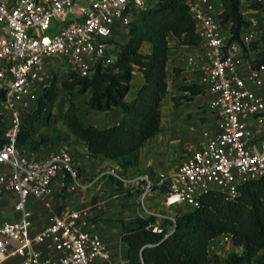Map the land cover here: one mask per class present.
<instances>
[{
	"label": "built area",
	"instance_id": "2783aa9c",
	"mask_svg": "<svg viewBox=\"0 0 264 264\" xmlns=\"http://www.w3.org/2000/svg\"><path fill=\"white\" fill-rule=\"evenodd\" d=\"M76 1L0 0V113L5 123L0 167L9 168L0 173V194L15 195L13 209L18 214L17 221L0 223V264H127L112 259L99 234L84 228L86 211L63 209L49 217L38 235L29 234V199L51 195L58 177L64 190L74 191L78 171L66 144L44 155L18 150L24 115L51 83L53 62L63 63L81 78H91L98 67L115 62L116 32L126 31L133 13L145 11L157 0H92L68 19ZM185 3L200 39V54L186 64L210 97L217 129L205 133L202 145L185 156L170 176L155 183L145 179L140 201L143 205L153 188H161L165 206L185 204L194 210L207 192L234 199L241 186L264 177V64L241 75L242 49L222 34L218 0ZM52 22L61 27L48 38L45 33ZM249 26L258 28L255 21ZM255 38L254 33L248 41ZM152 231L160 232L157 227ZM230 244L231 237L222 235L210 243L209 251L217 254ZM38 245H46L55 255L39 252L34 248Z\"/></svg>",
	"mask_w": 264,
	"mask_h": 264
},
{
	"label": "trees",
	"instance_id": "16d2710c",
	"mask_svg": "<svg viewBox=\"0 0 264 264\" xmlns=\"http://www.w3.org/2000/svg\"><path fill=\"white\" fill-rule=\"evenodd\" d=\"M185 2L157 0L145 11L133 13L126 30L127 43L118 46L113 64L98 67L91 78L69 75L72 83L67 89H77L79 95L89 93L87 105L90 109L106 112L117 108L122 113L120 122L106 129L85 125L78 117L74 103H69L61 116L72 137L81 142L89 154L118 163L122 169L118 177L138 164L140 149L158 133L161 102L167 88V38L175 37L182 46L199 45L200 39ZM218 2L222 9L220 24L222 27L230 25L229 41L237 42L245 56L247 49L240 34L249 23L241 14V1ZM251 8L260 10L263 6L257 3ZM144 44L150 45V53L140 52ZM248 50L257 53L251 67L264 64V27L259 39L252 42ZM134 68L142 74L144 84L133 101L126 103L124 97ZM182 91L184 95L174 99L176 106L190 100L185 94L195 96L201 93L196 84L185 86ZM57 96L53 78L22 119L16 140L19 151L47 154L40 151L48 139L38 136L37 132L49 122ZM2 100L3 92L0 91V103ZM4 128L0 113V145L4 142ZM110 180L121 185L117 178L110 177ZM198 202L197 209L176 216L174 222L165 221L173 228L171 233L166 227L153 232V217L137 218L133 227L122 224L121 255L127 264H264V177L241 186L234 199L210 191L201 195ZM222 235H229L231 245L241 248V253L232 252L223 260L211 253L210 243Z\"/></svg>",
	"mask_w": 264,
	"mask_h": 264
},
{
	"label": "crops",
	"instance_id": "0c3cea01",
	"mask_svg": "<svg viewBox=\"0 0 264 264\" xmlns=\"http://www.w3.org/2000/svg\"><path fill=\"white\" fill-rule=\"evenodd\" d=\"M92 0H77L73 18L81 8L87 6ZM219 6V2H218ZM241 14L249 24L255 21L259 28V13L246 10L241 5ZM258 28L248 27L240 34V40L247 53L240 68L241 75L247 76L248 70L257 53L248 50V46L257 39ZM230 25L222 29V34L229 36ZM256 34V38L248 41L250 36ZM127 31H117L115 41L118 46L127 43ZM168 58L166 62V95L161 102L160 127L158 133L148 140L139 151L138 164L128 168L124 175L118 163L103 157L89 154L84 145L75 140L70 149L81 146V153L73 152V162L78 171V186L72 192L62 188V177H58L52 185L51 195L42 200L30 198L27 210L30 212V237L38 235L49 223V217L60 213L63 209L82 210L87 212L84 228L89 232L99 234L105 243L112 259H123L120 243V230L122 224L133 227V221L137 218L147 219L153 217V227H166L171 233L173 228L165 221H172L176 216L189 211L187 205L167 207L164 205V190L153 188L140 205V195L144 189L145 179L155 183L159 177L170 176L180 165L177 157L184 150H190L188 154L197 150L203 142L205 133H213L217 129V119L209 109L210 97L201 88V93L195 96L185 94L189 101H182L180 105L174 104V99L184 95L182 89L192 84L198 85V74L187 66L186 61L200 54L198 46H182L179 41L169 36L167 38ZM140 52L148 54L151 47L144 44ZM177 70L176 72H174ZM142 74L134 68L132 71L129 89L124 101H133L137 91L143 86ZM80 100L75 102L78 117L87 126L98 129H106L117 125L122 113L117 108L106 112H99L88 107L89 93L78 96ZM43 155V154H40ZM110 177L119 179L121 185L110 180ZM16 197L13 193L0 194V223L15 222L18 214L14 211ZM39 252L54 256L55 253L46 245L34 247ZM241 253V248H234ZM125 260V259H124ZM17 262V259L14 260ZM98 264V263H97Z\"/></svg>",
	"mask_w": 264,
	"mask_h": 264
},
{
	"label": "rangeland",
	"instance_id": "374dc122",
	"mask_svg": "<svg viewBox=\"0 0 264 264\" xmlns=\"http://www.w3.org/2000/svg\"><path fill=\"white\" fill-rule=\"evenodd\" d=\"M241 5L246 10L256 11L259 13V28H258V34H257V41L262 33V28L264 27V0H240ZM257 3H261L263 8L260 10H253L251 8L252 5H255ZM61 27V25H57L55 22L51 23L49 31L45 33V36L48 38H51L55 36L58 32V29ZM254 41V42H255ZM71 73L67 70L65 65L61 62H53L52 69H51V75L52 80L54 78L55 85L58 91L57 100L53 104V107L51 108V118L49 122L44 125L38 132V136H42L48 139V142L46 145L42 146L41 153H50L52 152L56 147L66 144L70 147V145L75 141L66 126L63 124L61 116L66 111L69 103L78 102L80 100L79 93L77 92V89L68 90V85L71 84V79L69 78V75ZM81 146L77 145L74 147L73 150H71L72 154L73 152L81 153ZM190 150H184L182 151L177 159L181 163L185 156L188 155V152ZM9 170V168H1L0 167V173H3L4 171ZM141 205V201H140ZM142 207V205H141ZM232 252H235V249H233V246L227 245L220 249L218 253L216 254L220 259H225L229 254Z\"/></svg>",
	"mask_w": 264,
	"mask_h": 264
}]
</instances>
